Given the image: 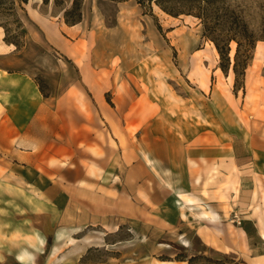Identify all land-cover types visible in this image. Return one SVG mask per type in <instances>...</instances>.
I'll return each mask as SVG.
<instances>
[{"label":"rangeland","instance_id":"obj_1","mask_svg":"<svg viewBox=\"0 0 264 264\" xmlns=\"http://www.w3.org/2000/svg\"><path fill=\"white\" fill-rule=\"evenodd\" d=\"M35 1L38 2L27 0V8L30 9L31 5L37 7ZM25 3L15 0L13 10H7L8 1L0 0V26L3 31L5 26L9 35L22 43L20 49L25 40L23 23L31 25L24 9ZM262 3L264 0L227 2L230 8L237 6L243 9L254 28L260 21ZM162 4L175 10L193 7L191 3L180 0H164ZM40 11L48 20L63 19L61 6L54 5L53 0L47 3L41 0ZM17 19L21 27L17 26ZM81 20L79 33L82 39L73 46V56L48 45L39 50L32 48L35 51L28 53L27 72L33 75L37 85L40 81L48 95L59 98L61 115H75L76 120L79 115H85L96 120L90 128L89 124L86 127L98 139L101 138L102 148L98 150H119L115 160L122 157L120 150H138L140 169L137 175L140 177L144 175L145 161L161 183L174 181L172 192L171 187L169 189L156 181L158 196L168 199V203L158 210L160 213L173 211L169 199L175 197L176 190H183L186 179L193 175H196L193 179L203 180L204 185L218 180L217 192L221 200H225L223 193L228 190L230 179L232 186H236L237 199L240 181L248 176L244 168L250 161L249 136L252 132L257 134V138H253L255 146H264V127L245 103L244 79L243 88L233 91L234 79L229 83L226 74L214 72L219 56L215 54L211 41L202 37L200 20L185 13L173 16L162 10L156 0H83ZM231 49L234 53V42ZM261 64L262 59L258 56L249 73L255 76L264 74ZM83 65V73H79V67ZM94 70L100 72L96 77L102 79L106 89L84 88V80L93 78ZM99 100L102 110L97 106ZM148 150H165L167 157L163 155L161 160L163 172L157 168ZM183 150H219L220 157L213 163L211 161L215 159L210 163L201 160L203 169L187 176L188 172L183 169ZM131 157H125L123 171L118 173V177L126 173L129 166L126 161ZM228 162L232 164L230 170ZM177 196L186 201L190 198L179 191ZM246 222L244 227L250 250L244 256L238 251L222 255L211 248L196 253L189 249L190 246L200 248L202 245L193 233L188 234L186 247L182 243L183 234L178 230L163 231L146 224L140 225L141 235H136L135 239L139 241L129 247L122 244H130V241L110 244L103 240V237L106 241L131 237L126 225L107 236H103L99 226L84 228L86 241L94 245L80 258V264L105 261L107 264H185L174 260L178 254H199L221 260L214 263L200 258L192 264H229L231 260L234 264H261L259 256L264 255V239L257 234L251 222ZM179 231L183 233V225ZM164 256L172 260H160L159 257Z\"/></svg>","mask_w":264,"mask_h":264},{"label":"crops","instance_id":"obj_2","mask_svg":"<svg viewBox=\"0 0 264 264\" xmlns=\"http://www.w3.org/2000/svg\"><path fill=\"white\" fill-rule=\"evenodd\" d=\"M40 2L35 1L37 7L31 5L30 9L28 2L24 4L31 25L23 23L25 40L21 49L4 41L0 26V192H5L0 193V204L10 205H0V236L10 238L17 229L22 233V238L16 240H0V264H80V258L94 245L86 241L84 228L99 226L103 236H107L126 225L131 237L103 240L110 244L130 241L122 244L129 247L139 241L135 239L141 235V224L163 231L178 230L186 241L188 234L193 233L202 245L190 246L196 253L211 248L222 255L237 251L243 256L249 254L246 221L264 239V146H255L257 134L252 132L249 136L250 161L244 168L248 176L240 181L237 199L236 186L230 179L228 190L223 193L225 200L219 198L218 180L204 185L203 180L193 179V172L203 169L201 160L219 161V150H183V169L187 176H193L178 191L193 202L178 200L176 190L175 197L169 199L173 211L160 213L158 210L168 199L158 196L156 181L163 182L145 161L144 175H137L139 151L120 150L122 157L115 160L119 150H98L102 148L101 138L86 127L97 121L85 115H79L77 120L75 115H61L59 98L44 96L33 75L27 72L32 48L39 50L48 45L71 57L75 53L73 46L82 39V20L73 25L59 18L48 20L40 11ZM258 56L264 67V41L256 43L245 70L243 96L264 127V74L249 73ZM84 67H79V73ZM216 71L223 74L219 67ZM98 73L94 70V77L84 80L85 89H106L102 79L96 77ZM231 73L230 70L226 74L229 83L234 79ZM97 106L102 110L101 100ZM148 154L163 172L165 150H148ZM129 155L132 157L126 161V173L118 177ZM227 166L230 170L232 164L228 162ZM166 181L168 184L162 185L174 191V181ZM182 225L183 233L179 231ZM37 237L43 244L37 242ZM259 259L264 264V255Z\"/></svg>","mask_w":264,"mask_h":264},{"label":"trees","instance_id":"obj_3","mask_svg":"<svg viewBox=\"0 0 264 264\" xmlns=\"http://www.w3.org/2000/svg\"><path fill=\"white\" fill-rule=\"evenodd\" d=\"M7 1L9 4L7 10H13L15 0ZM42 1L43 3L48 2V0ZM163 1L164 0H156V3L165 12L173 16L182 13L190 14L200 20L202 25V37L211 41L218 53V67L224 74H227L228 70H231L234 75L233 91L237 88H243L245 70L253 58L255 45L258 41H264V3H262L261 6L259 24L254 28L246 19L244 14L245 11L237 6L236 8H230V5L227 4L228 0H180L191 3L193 6L192 8H183V10L169 8L162 4ZM18 2L25 3L27 0H18ZM82 2L83 0H53L54 5L61 6L63 20L67 25H73L81 21ZM16 23L18 27H21L20 20L17 19ZM20 34H23V32L20 31ZM3 39L5 42L13 43L17 49H20L22 45L15 37L9 35L8 29L5 26ZM232 42L235 43V49L231 58L230 51ZM239 81L241 83H239ZM37 83L41 93L44 96H48V93L44 91L40 81ZM120 228H122V226ZM159 258L160 260H172L165 256ZM200 258L214 263H220L221 261L199 254L192 256L178 254L174 257V260L185 262V264H192ZM234 263L233 260L229 262V264Z\"/></svg>","mask_w":264,"mask_h":264},{"label":"clouds","instance_id":"obj_4","mask_svg":"<svg viewBox=\"0 0 264 264\" xmlns=\"http://www.w3.org/2000/svg\"><path fill=\"white\" fill-rule=\"evenodd\" d=\"M5 227H8L7 225H5ZM19 238H22V233H21V230L17 229L16 231H14L12 233V236L9 238L7 236H0V240H8V239H11V240H16V239H19ZM37 242L40 243V244H43V241L42 240H39V238L37 237L36 238ZM17 259L19 260V256H17Z\"/></svg>","mask_w":264,"mask_h":264},{"label":"bare ground","instance_id":"obj_5","mask_svg":"<svg viewBox=\"0 0 264 264\" xmlns=\"http://www.w3.org/2000/svg\"><path fill=\"white\" fill-rule=\"evenodd\" d=\"M212 47H213V50H214V52H215V54L218 56V53H217V51H216V49H215V47H214V45L212 44ZM230 55L232 56L233 55V49H231V52H230ZM149 160V162L151 161L150 159H148ZM178 198V200H181V201H183L184 199H182L181 197H177ZM188 200V202H193L190 198H187ZM183 214V213H182ZM183 216V215H182ZM182 243L184 244V245H187V241L186 240H182Z\"/></svg>","mask_w":264,"mask_h":264}]
</instances>
